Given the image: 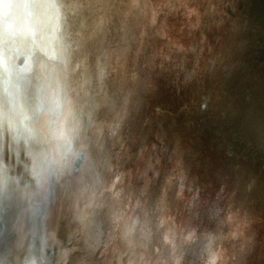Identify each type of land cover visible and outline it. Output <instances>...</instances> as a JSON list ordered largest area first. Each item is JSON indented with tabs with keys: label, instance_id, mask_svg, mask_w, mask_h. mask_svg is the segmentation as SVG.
<instances>
[{
	"label": "bare ground",
	"instance_id": "obj_1",
	"mask_svg": "<svg viewBox=\"0 0 264 264\" xmlns=\"http://www.w3.org/2000/svg\"><path fill=\"white\" fill-rule=\"evenodd\" d=\"M211 1L0 0V264H156L147 232L144 247L117 235L128 211L179 248L181 235L162 224L181 196L182 142L199 122L218 120L220 85L203 114L195 101L245 48L258 16L254 0ZM190 40L206 49L205 61ZM252 64L231 66L229 83ZM246 122L252 135L241 165L256 164L246 191H257L264 111ZM231 192L218 228L197 238L201 264H228L250 242L251 223ZM141 193L151 198L152 221ZM224 223L237 226L236 242L217 241ZM43 245L58 249L44 253Z\"/></svg>",
	"mask_w": 264,
	"mask_h": 264
},
{
	"label": "water",
	"instance_id": "obj_2",
	"mask_svg": "<svg viewBox=\"0 0 264 264\" xmlns=\"http://www.w3.org/2000/svg\"><path fill=\"white\" fill-rule=\"evenodd\" d=\"M168 1L171 2V0ZM210 2L212 3L211 0ZM254 5L258 16L253 23V31L247 35L248 40H246L245 48L238 52L234 62H229L227 67L220 69L219 81L212 84V92L208 97L199 98L195 101L194 110L196 113L203 114V110L208 108L210 98L215 94V88L219 87L216 86V83H218L221 88L218 107L222 109L218 120L211 126L205 122H199L188 136L189 140L185 139L182 142L184 144L183 174L181 179L177 180V183L181 186V196L167 213L162 224L164 230L173 227L177 230V237L179 238L181 235L179 251L178 249L171 250L165 242L154 238V236L158 237L160 235L161 229H150L152 226L150 221L142 222L145 217L138 221L133 216L130 217L129 211L126 212V216L121 215L122 218L119 223H122L123 226L124 221L126 229L119 226L118 231L120 232L117 235L124 234L122 237L123 243L126 237H130L133 239V245L139 243L144 247L140 231L147 232L148 238H150L148 240L149 244H156L154 253L156 264H201L202 247L199 248V244L197 245V238L200 240L199 234L203 233L204 229L208 234L211 231L215 232L214 230L220 225L221 211L224 209L228 212L226 207L228 201L223 197L225 191H232V196L236 200V209H242L241 214L251 223V228L248 229L250 235L245 234L250 242L246 243L247 246L241 248L240 252L237 250L233 255V260L230 259L228 264H264V178L255 187L257 191H246L249 186L251 188L254 186V183L250 182V177L256 173L254 169L256 164L252 163L247 170L244 168L246 163L241 165V162L244 161L242 153L246 152L247 141L252 135L251 125L247 124L246 121L249 120V123H251L255 115L260 114L261 110L264 111V104L257 103L259 98L257 91L264 93V0H254ZM191 42L196 45V55L202 51L199 56L205 61L207 58L206 49L199 46L197 42ZM235 45L237 44L232 45V48ZM221 48L222 46L219 44L215 46L217 54L220 53ZM228 49L226 46L225 52ZM149 58L152 59V61H148L149 64L154 66V63H157L154 60L156 57L151 55ZM249 63L253 64L251 71L246 69L247 77L243 76L238 82L229 83V68L233 65L243 66ZM151 68L150 65L149 69ZM206 70H209L208 65H206ZM255 76L259 78L257 82L253 81ZM153 143L157 145L155 139ZM79 163L81 164V157ZM210 165L212 168H210ZM213 168L216 169V172L212 171ZM151 169L150 175L154 179L157 177L154 170L158 169V166ZM217 169H220L221 173ZM229 170L231 171L229 172ZM220 174L221 176H219ZM218 176L221 178H218ZM119 178L121 177L119 176ZM120 184L119 181L117 183L119 188ZM124 190L126 188L123 187V192ZM253 193H256L257 196L254 197ZM141 194L139 198L143 200L142 204L145 205L146 217L152 221L154 211L151 208V198L147 193ZM246 194L247 196H245ZM134 203L133 200L130 205ZM210 205H213L211 209H209ZM123 212L125 213V211ZM133 219L135 222H133ZM228 224L224 225L226 230L225 240H217L221 241L222 244H225V241H233L234 243L239 238L236 235L239 232L238 228L236 230L237 226L234 225V228L233 225ZM164 230L163 233H165ZM185 234H188V236H184ZM196 234L198 237L196 236L195 239ZM40 248H44V253H46V249L51 248V251H54L55 248L58 249L56 246L48 247L47 245ZM142 250L139 247L137 252L139 253Z\"/></svg>",
	"mask_w": 264,
	"mask_h": 264
}]
</instances>
